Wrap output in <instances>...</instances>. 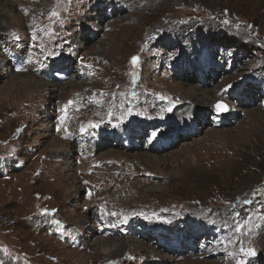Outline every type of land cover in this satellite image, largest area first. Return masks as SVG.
I'll list each match as a JSON object with an SVG mask.
<instances>
[{"label": "rangeland", "instance_id": "1", "mask_svg": "<svg viewBox=\"0 0 264 264\" xmlns=\"http://www.w3.org/2000/svg\"><path fill=\"white\" fill-rule=\"evenodd\" d=\"M204 262L264 264V0H0V264Z\"/></svg>", "mask_w": 264, "mask_h": 264}, {"label": "bare ground", "instance_id": "2", "mask_svg": "<svg viewBox=\"0 0 264 264\" xmlns=\"http://www.w3.org/2000/svg\"><path fill=\"white\" fill-rule=\"evenodd\" d=\"M9 16V15H8ZM19 75H16V77H18ZM65 83V82H64ZM68 84V83H67ZM72 86H74V85H72L71 83H69V85L68 86H65L64 88H62V89H66V88H71ZM9 92V91H8ZM10 93V92H9ZM209 93V92H208ZM207 92L206 93H203L201 96H199L198 97V100H200V101H207L208 99H210V95L208 94ZM5 96V95H4ZM8 95H6V97H7ZM212 97V96H211ZM7 98H9V96L7 97ZM211 101V100H210ZM212 101H214V100H212ZM199 103V102H198ZM213 103V102H212ZM205 106V105H204ZM208 106V105H207ZM188 118V117H187ZM64 128V127H63ZM69 134V133H68ZM68 134H67V136H68ZM76 142V141H75ZM59 144H60V147L58 148V150H54L55 152H57L58 154H61V156H63L64 158H65V160H66V162H67V160H68V158H70V157H73V155H75V154H78V151H79V147L75 144H73L72 142H70V140L67 142V143H65V142H59ZM112 148V147H111ZM57 154V155H58ZM118 159L117 160H119V162H121V161H124V162H126V161H128V157L127 156H125V155H121V154H118ZM135 159H139V160H141L142 162H145V163H150V162H153V160H151L150 158V156H148V155H146V154H135V157H134ZM156 161V160H155ZM122 163V162H121ZM85 164V163H84ZM78 170V169H77ZM67 179H69V178H66V180ZM70 180V179H69ZM76 186V185H75ZM144 190V189H143ZM77 193V192H76ZM99 232V231H98ZM104 242L105 241H103V239L101 240H99V241H97V247H98V249L100 250V252L101 253H103L104 255H107V253H108V250L106 249V247H104L105 245H104ZM118 247H120V245H116V244H113L112 245V251H114V250H116ZM122 247V246H121ZM109 249V248H108ZM111 251V252H112ZM173 253V252H172ZM209 264H211L210 262H208ZM207 262H204V264H208Z\"/></svg>", "mask_w": 264, "mask_h": 264}, {"label": "snow or ice", "instance_id": "3", "mask_svg": "<svg viewBox=\"0 0 264 264\" xmlns=\"http://www.w3.org/2000/svg\"><path fill=\"white\" fill-rule=\"evenodd\" d=\"M50 15L53 16V17H56V16L59 15V13H57V12H52V13H50ZM225 23H227V21H226ZM247 27L250 28V27H252V26H251V25H248ZM16 39L18 40L19 37H16ZM33 39H35V36H33ZM229 54H231V53H229ZM131 62H132V64H133V66H135L136 63L138 62V57L133 56V57L131 58ZM17 71H20V69H17ZM69 103H71V101H70ZM215 108H216V110H217L218 112H225V111L228 110V109H227V106H226L225 104L221 103V102H217V104L215 105ZM169 111H170V109H169ZM60 119L63 120L64 117H60ZM89 127H91V128H96V127H98V125H97V124H89ZM57 130H59V128H58ZM85 130H86V129H85L84 127H81V132H82V133H83ZM17 131H20V130L18 129ZM152 136H156V132H153V133H152ZM89 195H91V193H89ZM47 213H48V210H47V209H44V210L41 211V215H47ZM113 215H115V213H113ZM57 223H58V222H57ZM245 251H246V254H247V255H255V251H254L253 249H247V250H245V249L241 248V252H245Z\"/></svg>", "mask_w": 264, "mask_h": 264}]
</instances>
